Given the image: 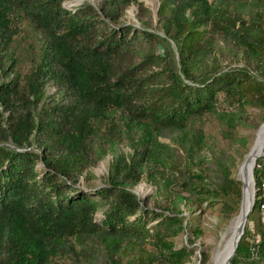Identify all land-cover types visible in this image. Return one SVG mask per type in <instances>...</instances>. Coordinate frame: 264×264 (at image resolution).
I'll return each mask as SVG.
<instances>
[{
  "label": "trees",
  "instance_id": "16d2710c",
  "mask_svg": "<svg viewBox=\"0 0 264 264\" xmlns=\"http://www.w3.org/2000/svg\"><path fill=\"white\" fill-rule=\"evenodd\" d=\"M62 1L0 0V264H196L197 257L206 264L207 251L195 254L191 246L202 234L197 223L168 206H160L166 214L143 208L129 187L156 157L157 137L186 133L213 111L217 93L264 119V0H160L163 37L111 25L130 0H100L101 16L88 4L68 10ZM20 15L42 36L39 60L23 76L1 64ZM216 38L241 56V66L223 70ZM159 41L169 47L167 67L155 53ZM209 55L210 67L197 68ZM114 111L143 135L128 143L127 160L112 162L106 185L89 188L80 176L98 159L95 138H123ZM258 161L253 207L229 264H264ZM232 166L233 159L219 164L215 177L193 171L180 182L192 198L171 192L200 209L217 205L222 215L235 214L241 184L230 176ZM180 231L187 244L169 248Z\"/></svg>",
  "mask_w": 264,
  "mask_h": 264
},
{
  "label": "rangeland",
  "instance_id": "374dc122",
  "mask_svg": "<svg viewBox=\"0 0 264 264\" xmlns=\"http://www.w3.org/2000/svg\"><path fill=\"white\" fill-rule=\"evenodd\" d=\"M206 1L211 6H218L216 0ZM159 2L160 0H130L123 15L111 25L113 27L130 26L132 31L144 30L163 37V33L158 28L156 14ZM100 3V0H63L61 5L65 9L72 10L88 4L101 16ZM14 21L16 33L12 37L8 52L1 64L2 69L6 70L5 72L8 71L7 68H11L14 74L23 76L39 60L42 36L23 16H16ZM216 42H219L220 48L224 49L220 53L221 56H215L221 61L223 70L243 64L240 55L235 56L231 52L225 51V45L218 38H216ZM168 43L174 53L173 58L177 70L179 65H177L175 48L171 41L168 40ZM168 49L167 44L161 41L155 47V53L161 57V64L164 67L171 64V54ZM206 58L201 59L197 68L205 70L210 67L214 55L206 56ZM154 70H158V68H154ZM199 71L201 72V69L196 70V73ZM51 92L52 88L47 87L46 93ZM112 117L117 128L119 125L123 138L116 139L109 136L108 139L101 135L95 138L94 151L98 155V159L80 176L82 184L89 188L106 185L112 162L119 155L127 160L132 154V148L128 143L135 144L136 140H139L143 135L139 128L130 124L120 112L114 111ZM262 123H264V119L257 109L245 107L241 110L222 93H217L213 111L204 114L190 127L188 126L186 133L160 134L157 137L158 145L154 149L156 157L143 164L141 179L129 187L141 200V205L145 209L162 212L160 206H168L171 213L180 212L179 216L191 217L192 222L197 223L202 230L201 236L195 239L191 246L197 249L195 254L198 249L207 251L209 257L206 264L211 262L212 251L222 244L224 234L234 216L237 215L238 209L235 214L224 216L217 209V205L208 209H200L196 203L184 199L179 200L174 195L176 193L171 191L180 192V196L192 198L188 192L181 189V181H189L193 171L202 172L208 177H215L220 174L219 164L228 165L232 159L233 166L230 176L235 179L243 158L253 145L254 134ZM238 151L242 152L240 157H237ZM36 166H40L39 163ZM258 167H264V156L259 159ZM164 190L171 193L167 194ZM101 212L102 208H99L95 213V219H101ZM162 213L166 214V211ZM153 223L154 221L148 223L147 227ZM186 238L187 235L180 231L169 239L167 246L175 249L180 245L187 244ZM147 249L152 252L151 244H147ZM196 259L194 261L198 264ZM149 261L152 260L149 259Z\"/></svg>",
  "mask_w": 264,
  "mask_h": 264
},
{
  "label": "bare ground",
  "instance_id": "6f19581e",
  "mask_svg": "<svg viewBox=\"0 0 264 264\" xmlns=\"http://www.w3.org/2000/svg\"><path fill=\"white\" fill-rule=\"evenodd\" d=\"M263 129H264L263 126L259 127L256 133L254 134L253 145L251 146V149L249 150L248 154L244 157L243 161L241 162L238 168L237 178L241 181L243 185L242 212L245 211L249 207V204L251 203L252 168H251V161H249V159L252 153L258 148L260 144V140L263 136ZM240 220H241L240 214L232 219L226 230V233L224 234V239L222 241V244L220 243L221 245L212 251V258L210 260L211 261L210 264H223L224 255L231 246L233 235L240 223Z\"/></svg>",
  "mask_w": 264,
  "mask_h": 264
},
{
  "label": "water",
  "instance_id": "95a60500",
  "mask_svg": "<svg viewBox=\"0 0 264 264\" xmlns=\"http://www.w3.org/2000/svg\"><path fill=\"white\" fill-rule=\"evenodd\" d=\"M263 126L264 127V123H262L259 127ZM258 127V128H259ZM264 156V129H263V136L260 140V144L258 146V148L252 153L249 161H251V168H252V198H251V203L249 204V207L242 212V196H243V185L241 183V181L236 177V181H239L241 183L240 189H241V198H240V203H239V208H238V213L237 215H241V220L240 223L233 235V239L231 242V246L230 248L227 250L226 254L224 255V260H223V264H229V261L231 259V257L233 256L236 246H237V242L239 240V238L241 237L242 233H243V229L245 226V222L247 219V216L249 214V212L252 210L253 207V201H254V179H253V167L256 164V160L262 158ZM244 159V158H243Z\"/></svg>",
  "mask_w": 264,
  "mask_h": 264
},
{
  "label": "built area",
  "instance_id": "2783aa9c",
  "mask_svg": "<svg viewBox=\"0 0 264 264\" xmlns=\"http://www.w3.org/2000/svg\"><path fill=\"white\" fill-rule=\"evenodd\" d=\"M261 189L264 192V180L261 183ZM262 210H264V203H262V205L260 206Z\"/></svg>",
  "mask_w": 264,
  "mask_h": 264
}]
</instances>
